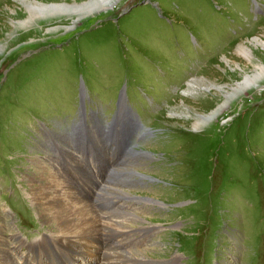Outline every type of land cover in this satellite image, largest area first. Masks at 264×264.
I'll return each mask as SVG.
<instances>
[{
  "label": "rangeland",
  "instance_id": "obj_1",
  "mask_svg": "<svg viewBox=\"0 0 264 264\" xmlns=\"http://www.w3.org/2000/svg\"><path fill=\"white\" fill-rule=\"evenodd\" d=\"M85 1L0 0L1 235L26 244L55 236L32 203L31 176L52 160L64 173L57 149L89 169L93 155L86 162L81 144L90 138L105 170L82 178L71 163L79 183L71 190L108 226L128 218L116 232L130 240L108 249L118 264H264V72L222 104L264 64V0H119L79 17L57 11ZM82 98L90 114L79 124ZM126 125L129 142L112 149L104 135ZM128 146L139 153L121 154ZM92 177L109 189H94ZM75 254L76 264H100L101 253ZM70 255L58 253L55 264Z\"/></svg>",
  "mask_w": 264,
  "mask_h": 264
},
{
  "label": "bare ground",
  "instance_id": "obj_2",
  "mask_svg": "<svg viewBox=\"0 0 264 264\" xmlns=\"http://www.w3.org/2000/svg\"><path fill=\"white\" fill-rule=\"evenodd\" d=\"M117 1L119 0H87V2L85 1L86 3L78 7L72 6L68 8L65 4H62L60 7L57 8L58 10L57 9L56 10L59 11L60 13H63V11L74 9L75 15L79 17L81 15L83 16V14L86 15L93 13L97 10L102 11L109 9L111 5L114 2L117 3ZM248 55H250V53H248ZM260 70L261 71L253 75V77L246 75L241 85H238V87L236 88V91H233L231 93L228 92L224 93L223 99L225 100H222V104L228 102V100H231L233 96H235L236 94H240L244 89L256 83V81L260 80L261 73L264 72V64L261 65ZM222 106L223 105L220 104L218 107H216V110H214V112L221 109ZM214 112H212L209 117H206L203 120L212 119ZM199 118L202 119L203 117H199ZM126 131H127V125L125 126V130L115 128L114 130L115 134L111 136L112 144H114L112 149H114L116 145L119 147V145L121 144L123 147H125L124 145L127 142H129L131 137L129 135L132 133L131 132L126 133ZM62 139H64L65 144L69 143L66 140V138H62ZM107 145L108 143L105 141V146ZM130 147L128 146L126 152H125V148H123L125 153L122 150L121 154L133 158L132 154L139 153L138 151H134V150L130 151L129 150ZM61 153L65 154V156L72 162V164L78 168V171L80 173H83L80 175L82 178L83 177L88 179L90 178L89 175L87 174V170L85 173L82 167V163L78 161V157L75 155V153H71L69 151L68 152L63 151ZM101 156H102L101 158L104 159L106 157L105 155H101ZM101 158L100 160H102ZM85 161L87 162L86 159ZM107 161L108 159L105 160V164H107ZM89 169L91 170L90 167ZM96 170L99 172L100 170L103 171L105 169H102L101 164H99V167H96ZM114 170L116 173L119 172L118 169H114ZM92 178L95 180L94 183L92 184V187L94 189H100V191L109 189V185L106 186L102 181H98V179H96L95 177ZM31 179L35 181V183L31 184L32 188L30 192V197L32 198L31 199L32 203L37 208L38 217L43 222L45 221L48 224L50 223L51 225L54 226L53 229H55V231L52 232L53 235L55 236L51 235V238L42 237L36 242H31L26 244L23 242V240H21V238H19V236L17 238L15 237L16 239L14 240L13 238L9 240L8 237L4 239V237L0 233V264H55L56 263L55 256L58 253H64L65 251L68 252L70 251L71 255L74 256V257L71 255L68 256V258L70 259V263L68 264L77 263L78 256H75L76 255L75 252H78L80 256H82L83 258L87 256L91 257L92 253H101V260L99 261L100 264H118L117 257L119 253L118 254L115 252L110 253V250L108 249H111L112 246L115 248V246L117 247L118 244L121 245L120 244L121 242H124L125 239L129 238L130 234L129 236L125 234L127 236L123 238L124 233L116 232L119 231L120 229L126 228L125 223L128 222V218H123L122 220H120L122 222L113 221L109 226L106 222L104 223L102 217L99 215L100 213H95L92 210L91 205L93 204L89 205L90 203L88 199L84 198V196L81 195L80 193H74L71 190V184H73L72 181L59 169L58 166H55L53 160L52 163L50 161V166L48 165L45 166L41 162L38 163L37 170L31 176ZM100 185L101 187L97 188ZM90 191L91 193H94L93 196H95V198L96 196L97 198L99 197L95 190L94 191L90 190ZM85 192L88 193L87 191H81L82 194L83 193L85 194ZM113 192L116 193L115 195H117L118 197L123 196V193H121V191L117 190ZM125 197H127V195ZM0 219L3 220L4 219L3 216H0ZM0 224H2L1 221ZM2 229H3L2 226H0V231H2ZM132 235H134V233ZM55 237L62 238L65 240L64 241H62L61 239L57 240ZM114 238H116L115 244H113ZM99 239L101 240V243L97 242V240ZM129 240L130 238L126 241ZM103 241L105 242L108 241V244L105 245ZM110 244H112L111 247ZM20 248L25 249V252L22 253L19 252L18 254L17 249ZM33 249H37L39 252H41V254L43 253L48 254L49 255L48 261H45L43 257L41 258L37 253V251H33ZM18 256L22 260L21 263H19L20 261H18L17 260L18 258H16ZM91 261H93V259H91ZM123 261L124 260H122L119 263H122ZM136 261L139 262L140 260H136ZM58 264H63V263L58 262ZM133 264L136 263L133 262Z\"/></svg>",
  "mask_w": 264,
  "mask_h": 264
}]
</instances>
